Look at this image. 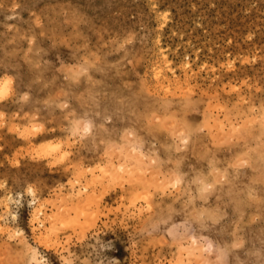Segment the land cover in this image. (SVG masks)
I'll return each instance as SVG.
<instances>
[{"label":"rangeland","instance_id":"obj_1","mask_svg":"<svg viewBox=\"0 0 264 264\" xmlns=\"http://www.w3.org/2000/svg\"><path fill=\"white\" fill-rule=\"evenodd\" d=\"M0 264H264V0H0Z\"/></svg>","mask_w":264,"mask_h":264}]
</instances>
